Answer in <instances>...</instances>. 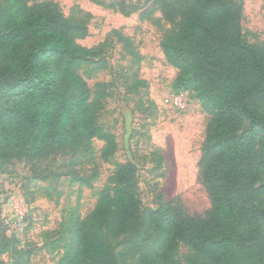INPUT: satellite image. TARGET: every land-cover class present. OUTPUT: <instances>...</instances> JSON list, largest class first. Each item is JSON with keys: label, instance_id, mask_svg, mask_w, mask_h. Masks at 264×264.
Instances as JSON below:
<instances>
[{"label": "trees", "instance_id": "1", "mask_svg": "<svg viewBox=\"0 0 264 264\" xmlns=\"http://www.w3.org/2000/svg\"><path fill=\"white\" fill-rule=\"evenodd\" d=\"M161 7L176 22L160 42L176 69L172 86L192 92L211 116L198 162L210 206L192 213L161 193L156 207H144L136 164L116 162L94 209L71 214L66 235L51 243L54 250L64 241L58 264H264V46L244 36L243 0H163ZM90 19L67 16L52 0H0V172L23 161L32 179H49L50 168L39 167L60 156L91 186L98 172L88 178L77 164L92 160L93 141L103 142L104 160L118 152L116 134L101 122L109 84L91 88L88 79L108 71L138 95L149 86L143 55L117 29L82 45ZM2 254L29 264L34 250L0 228Z\"/></svg>", "mask_w": 264, "mask_h": 264}, {"label": "rangeland", "instance_id": "2", "mask_svg": "<svg viewBox=\"0 0 264 264\" xmlns=\"http://www.w3.org/2000/svg\"><path fill=\"white\" fill-rule=\"evenodd\" d=\"M52 1L67 16L91 15L89 35L79 40L84 46L102 42L113 29L132 37L143 55L140 75L149 86L135 95L126 93L108 71L88 79L91 88L97 80L109 84L101 122L113 130L119 145L115 157L104 160L100 157L103 142L95 139L92 160L77 164V169L88 178L98 172L91 186L69 173V167L63 168L66 157L60 156L52 165L45 161L39 167L50 168L49 179H32L31 166L23 161L0 172V228L15 234L22 247L34 250L29 264H58L64 241L54 250L51 243L66 235L71 214L83 218L94 209L98 193L107 185L116 162L136 164L144 207H156L161 193L166 200H175L192 213L203 212L210 206L198 181V162L211 116L192 92L178 93L172 86L176 69L167 62L160 42L176 28V22L163 18V0ZM243 3L244 36L249 42L264 46V0ZM119 57V49L114 50L111 58L116 66ZM177 94L181 95V105L167 101ZM261 142L264 144V133ZM260 189L264 206V177ZM0 261L11 264V255H0Z\"/></svg>", "mask_w": 264, "mask_h": 264}, {"label": "built area", "instance_id": "3", "mask_svg": "<svg viewBox=\"0 0 264 264\" xmlns=\"http://www.w3.org/2000/svg\"><path fill=\"white\" fill-rule=\"evenodd\" d=\"M168 102H171L174 105H181V95L177 94V95H173L170 98L167 99Z\"/></svg>", "mask_w": 264, "mask_h": 264}]
</instances>
